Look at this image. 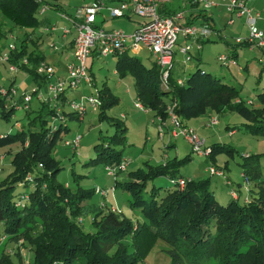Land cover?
<instances>
[{
    "label": "trees",
    "instance_id": "obj_1",
    "mask_svg": "<svg viewBox=\"0 0 264 264\" xmlns=\"http://www.w3.org/2000/svg\"><path fill=\"white\" fill-rule=\"evenodd\" d=\"M44 1L52 9L60 8L58 0ZM37 7L33 0H0V9L13 25L19 27L38 24ZM179 9L166 5L164 12L172 14ZM200 11L196 17L189 16L187 22L201 16L202 23H206L209 17H205L204 10ZM7 32L0 24V40ZM28 37L25 33L16 44L10 61L42 88L49 76L36 72L43 57L34 50L28 52ZM194 52L198 54L199 50ZM129 53L115 55L117 75L132 76L137 99L152 110L155 117L166 118L168 103L164 96H168L169 101H176L174 111L184 125L190 118L211 113L219 105H227L228 109L247 117V131L264 130V91L257 94L261 106L250 107L239 97L238 87L223 82L199 65L183 78L181 85L170 72L169 89L166 90L160 86L156 63L147 66ZM23 56L28 65L18 63ZM98 92L101 97L99 118L108 120L114 131L105 142L94 145L95 156L88 161L116 166L123 159L127 127L123 120L107 115V110L118 101L111 89L103 85ZM236 98L240 101L234 103ZM4 101L8 103L0 96L2 112L7 117L15 108L12 105L4 112ZM24 110L27 126L18 125L15 132L0 134V148L16 142L20 144L9 164L0 163L1 168L12 167L0 180V240H4L2 244L22 242L32 254L28 264H139L143 249L152 238H161L170 244L171 264H210L211 261L217 264H264V176L259 155L251 154L241 159L242 176L250 185V200L244 196L240 203V198H234L230 193L231 199L224 205L215 199L208 180L195 181L185 177L189 180L182 189L171 184L172 188L160 196V187L147 188L150 180L160 176L182 177L178 174L180 161L188 159L189 154L181 160L175 156L156 165L146 162L147 168L128 171L122 180L115 178L113 185L130 194V207L138 209L144 220L132 222L122 212L108 207L93 217L94 231H85L78 221L82 214L81 202L94 193V188L78 187L70 191L68 185L58 180L61 167L50 153L59 135L68 130L65 117L55 113L56 108L47 101L37 100L36 109L28 106ZM31 112H35L33 117L29 115ZM73 116L76 115L67 114L68 118ZM211 146L209 155L218 147ZM88 161L85 164H89ZM28 184L32 185L29 191L15 189L18 185ZM2 248L0 264H24L18 250L14 254L15 260L11 254H4Z\"/></svg>",
    "mask_w": 264,
    "mask_h": 264
},
{
    "label": "rangeland",
    "instance_id": "obj_2",
    "mask_svg": "<svg viewBox=\"0 0 264 264\" xmlns=\"http://www.w3.org/2000/svg\"><path fill=\"white\" fill-rule=\"evenodd\" d=\"M63 1L68 5L67 11L48 9L43 15H40L39 9L37 8L35 16L39 22L34 27H19L13 25L9 17L0 9V24L2 28L8 31L0 40V45H5L8 42H15L18 44L19 41L24 38L25 33L29 34L26 40L28 52L34 50L39 53L44 59L43 62L49 64L55 72L58 70L62 79L67 76V65L65 61L68 58L69 49L62 47L63 40H61L60 35H62V30L64 28H69L71 26V22L61 17V15L73 13L76 5L87 2L88 0ZM196 8L201 9L200 6ZM224 11L227 15L222 16L223 21L219 23V26L223 27L226 23L224 27L228 28L225 35L228 36L230 44H225L223 40L218 39L215 41H206L203 43L201 58L199 60L197 58L198 54L191 50V59L187 62H183L184 56L178 51V47L182 44L183 38L179 36L174 47L175 53L173 67L171 69L172 75L175 78L177 76L185 78L199 65V67L204 70L220 77L223 82L237 86L240 90L239 97L245 101L247 100L250 103L248 104L250 107H258L260 103L257 94L264 91V50L257 45H252L256 47L255 50L253 52H248L247 45L249 44H237L235 41L236 38L247 37L248 34L246 36L236 37L232 33H235L237 28H241L240 32L242 34H246L245 32L247 31L241 21L236 22L234 25H228L227 22H233V19L230 20V18L236 19V17H229L228 12L223 8V12ZM104 14L108 16L107 10H105ZM102 19V15H98L97 23L105 28H117L123 30L125 33H131L134 24H136L133 20H138L140 17L132 14L130 17L122 16L103 22ZM49 26H54L55 30L51 31ZM71 30L72 34H75L74 29L71 28ZM240 32L237 31L235 34H241ZM72 34H67V39L71 37ZM231 44L232 46L235 45V50L238 52L239 68L237 65L225 67L217 60L218 52L227 54L225 50L232 49ZM54 48H58V50ZM131 55L139 58L147 66L153 62L151 54L144 47L135 48L134 53L131 52ZM115 63L116 57L114 56H93L91 70L94 75L89 74L91 83L89 84L85 81H81L76 89H68L66 91V98L68 100L79 99L81 95L95 94L97 88L102 85L103 81L111 85L114 93L119 97V101L107 110V115L123 120L119 114L122 112L126 114L124 122L127 126V133L126 142L122 151V156L124 158L122 160L126 161V170L120 171L117 174H110L101 162L94 164L88 161L95 156L94 145L99 142H105L108 139L107 137L114 131V126L110 124L108 120L99 118L98 110L100 105L96 110L91 109L88 105L81 120L73 119L68 121V131L62 132L51 148V155L59 162L61 167L57 176L58 180L67 184L70 191H75L78 187L86 189L106 187L110 189V187L114 185L115 178L117 180H122L126 177L128 171H133L137 168H147L146 162L152 165L163 163L164 153L169 159L176 156L178 160H181V158L189 154L188 159L180 161L179 175L194 179L195 181L208 180L209 188L220 204L224 205L231 199L230 193L232 189L235 190L234 192L237 195L236 198H240V203H243L242 198L244 196H248L250 200V185L242 176L241 159L251 154L259 155V157H261L262 175L264 176V130L253 128L247 131V117L237 110L228 109L227 105H219L211 112V115L218 118V124L213 126L208 125L207 120L209 117L206 114L195 116L193 119L191 118L192 120L189 122L193 126V128H191L194 129L199 136L205 138L206 146L209 147L206 154L199 155L192 151L190 143L183 136L170 138L168 135L164 134L163 138L160 139L156 124H151L150 121L151 116H154L152 110L148 109L149 111L146 113L134 107V102H136L137 99L136 88L132 76L126 74L122 77H118L114 73ZM245 65L247 67H245ZM13 77L16 78L13 87L18 91L14 98H21V94L24 88H26V91L32 94V101L30 102L31 109H36V94L32 93V91L37 88V84L33 78L27 72L19 71L11 73L9 71V65L0 62V85L8 86ZM53 82H55L54 78L48 81V83ZM127 88L130 89L131 95L125 92ZM40 90L43 91L45 97H48V93L45 91L44 87ZM63 99L65 98L59 96L58 102H62ZM164 101L169 103V97L164 96ZM238 101L240 100L234 101V103ZM50 103L52 105L54 104L52 101ZM9 107L10 105L6 106L4 112H7ZM60 113L59 111V114ZM4 115L5 113L2 112V106L0 105V134L15 132L19 128L17 125L27 126L26 110L22 109L20 106L11 111L7 117H4ZM29 115L33 117L35 112H31ZM155 118L159 119L154 116V119ZM165 120L167 121V116L166 118H162V121ZM156 123L158 124V122ZM186 126L188 125L186 124ZM233 128L235 129L234 133L231 132ZM76 134L80 135V139L77 148L74 150L72 146L65 144L64 140L70 139ZM171 142L174 143V145L169 146ZM210 145L218 146L211 155H209L211 150ZM19 147L20 144L16 142L0 148V163L9 164L12 156L17 152ZM165 157L166 156H164V158ZM87 161L89 164H85ZM210 166L221 169L223 173L219 176L211 174L209 171ZM11 170L12 167L9 166L0 167V180L7 176ZM151 186L160 187L158 196L163 195L167 189L172 188L168 176H160L150 180L147 188L150 189ZM31 188L32 185L30 184L25 186L18 185L15 187L16 191H29ZM114 189L113 191H108L106 194H104L105 192H94L89 198L85 199L86 206L82 207L81 214V226L85 231H94L91 226L93 217L96 212L100 210L106 211L108 207L122 212L131 219L132 222L136 223V221L141 222L144 220L138 209L130 207V194L120 188ZM1 229L2 225L0 224V235ZM3 241L4 240H0V252L3 247L2 251L4 254H11L15 259L14 254L16 253L15 251L18 250L23 258V263L28 264V260L32 257V254L22 242L20 243L18 241L16 244L13 242L2 244ZM17 245L19 246L18 248ZM171 260L170 244L161 238H152L149 245L144 247L139 264H171ZM210 264H217V262L211 261Z\"/></svg>",
    "mask_w": 264,
    "mask_h": 264
},
{
    "label": "built area",
    "instance_id": "obj_3",
    "mask_svg": "<svg viewBox=\"0 0 264 264\" xmlns=\"http://www.w3.org/2000/svg\"><path fill=\"white\" fill-rule=\"evenodd\" d=\"M39 5V13L45 12L49 5L44 0H33ZM173 0H88L82 4L76 5L72 14H62L61 17L71 22L70 28H64L62 34L65 35L74 29L75 35L73 38L72 58L66 63L67 76L64 79L56 78L55 82L47 85L48 97L45 100L59 99L65 90L74 89L81 81L91 83V77L88 72V58L92 53L98 56H115L124 53L125 51L134 52L135 48H146L153 57L159 69L160 86L164 89H169V74L173 67L174 47L180 36L183 38L182 44L178 47V51L184 56V61L191 59L190 51L193 49L199 50L201 47L200 39L207 36L210 32L208 23L187 22V19L193 16L189 9L191 7L200 6L202 10L208 11L213 6L217 5V0H180L185 6L184 9L177 10L172 14L164 12L166 5ZM226 6V9L236 15H247L248 20V36L243 38H236L238 44L247 43L249 45H257L264 49V33L255 24V18L259 17V13L251 14V9L246 7L244 0H221ZM189 7V8H187ZM105 10L108 16L104 14ZM137 15L141 18L137 22L135 28L131 33H125L117 28H105L97 23V16L102 15V22L112 18L122 16ZM231 22V21H230ZM51 31L55 30L54 26L49 28ZM16 45L14 42L7 43V49L2 51L0 49V61H9L11 54L15 51ZM222 65L228 66L235 63L234 59L225 54L218 56ZM21 63L26 64L27 59L22 58ZM9 69L17 71L19 66L15 63H10ZM37 73L47 74L49 77L54 76L53 68L44 62L36 68ZM177 84L183 83L182 79H177ZM38 95L39 99H43L39 88L33 89L32 93ZM13 88L6 89L0 87V96L4 100L10 101L15 94ZM23 101L25 107L32 99L30 92L23 93ZM49 98V99H48ZM87 102L93 110H96L100 105L99 98L94 95L86 97ZM249 103V102H247ZM55 105V104H54ZM135 106L141 110H146L141 102H135ZM176 101L172 100L167 104L166 115L167 121H162L158 116L159 124L157 126L158 136L163 138L164 134L170 138L183 136L191 145L192 151L199 155L206 154L209 147L206 146L205 138L199 136L194 129L183 124L180 117L174 111ZM69 107L71 111L82 119L85 113L86 106L82 101H70ZM59 108L56 110L59 115ZM63 118L62 116H60ZM59 118V117H58ZM208 125L217 124L216 117H211L207 123ZM80 135L76 134L73 138L65 143L72 146L74 149L79 144ZM126 168V161L122 160L116 166H105V169L110 174H116L117 171H123ZM209 171L213 175H221L222 170L214 166L209 167ZM31 179L30 175L27 176ZM189 179L185 177H169V182L182 189ZM110 190H114L111 187ZM96 192L106 194L108 190L95 188ZM235 190L232 189L231 195L236 198ZM101 194V193H100ZM115 210V209H113ZM82 221L81 218L78 219ZM5 236L2 237L4 239Z\"/></svg>",
    "mask_w": 264,
    "mask_h": 264
},
{
    "label": "crops",
    "instance_id": "obj_4",
    "mask_svg": "<svg viewBox=\"0 0 264 264\" xmlns=\"http://www.w3.org/2000/svg\"><path fill=\"white\" fill-rule=\"evenodd\" d=\"M35 2V1H34ZM45 2V1H44ZM36 3V2H35ZM46 3V2H45ZM58 3H59V5H60V8L59 9H57V11H67V9H68V5L66 4V2L65 1H63V0H58ZM37 4V3H36ZM48 4V3H47ZM244 4L246 5V7H249L250 9H251V14L252 15H254L255 14V12H258L259 13V17H257V18H255V24H256V26L259 28V29H261V30H263L264 29V0H244ZM37 8L39 9V5L37 4ZM168 7H170L171 9L172 8H179L180 7V9L182 8V9H184L185 8V6L182 4V1H180V0H173L171 3H169L168 4ZM196 7H198V6H196ZM195 6L194 7H191L190 6V8L189 7H187V8H189V9H191L190 11L192 12V13H194L193 14V16H195L196 17V15L197 14H199L201 11V9L199 8H196ZM223 8L224 9H226V6L224 5V3L223 2H221V0H217V5H215V6H213L210 10H208V11H204L205 13H206V15H205V17H209L208 18V21L206 22V23H208V25H209V27H210V32H209V34L207 35V36H205V37H203V38H201L200 39V43H201V47H200V49H199V52H198V56H199V59L201 58V50L203 49V43L204 42H206V41H215V40H223L224 42H225V44H230V42L228 41V36L227 35H225V33H226V30H227V28L228 27H224V26H226V23H225V25L223 26V27H221V26H219V23H221L223 20V17L222 16H224V15H227V13H225V11L223 12ZM48 9H52V8H50V6H49V8ZM47 9V10H48ZM179 9V10H180ZM181 9V10H182ZM52 10H55V9H52ZM226 11L228 12V16L229 17H232V16H235L236 17V19H234V18H230V20L231 19H233V22L231 23V22H227L228 23V25L230 24V25H234L236 22H239V21H241L242 22V24L244 25V27H245V30L247 31V32H245L246 34H242L241 32H240V29L241 28H237V31L238 32H240L241 34H235V33H232L234 36H246L247 34H248V20H247V15L244 13V14H242V15H236L235 13H232V12H230V11H228L227 9H226ZM46 12V11H45ZM45 12H43V13H39L40 15H43ZM72 14V13H71ZM204 14V13H203ZM141 20V18L140 19H138V20H133V21H135L136 22V24H137V22L138 21H140ZM203 21V19H201V16H198L196 19H194L193 20V22H198V23H201L202 21ZM219 21V22H218ZM229 21V20H228ZM136 24H134V28H135V26H136ZM218 25V26H217ZM49 27H51V26H49ZM70 28V27H69ZM133 28V29H134ZM54 31V30H53ZM263 33H264V30H263ZM67 34H72V30L69 32V33H67ZM67 34H65V35H60V37H61V40H63V45H62V47H64V48H68L69 49V54H68V58L66 59V61H65V64L69 61V60H71V58H72V47H73V38H74V35L75 34H72L71 35V37H69L68 39H67ZM14 44L16 45V43L14 42ZM238 44V43H237ZM231 46H232V44H231ZM248 46V49H247V51L248 52H253L254 50H255V48L256 47H253L252 45H247ZM17 47V46H16ZM232 49H230V50H225L226 52H227V54H225V55H227L228 57H231L232 59H234V62L235 63H233V64H230V65H228V66H225V67H229V66H231V65H237V67L239 68L240 66H239V63H238V58H239V55H238V52L235 50V45H233L232 47H231ZM0 49L2 50V51H5L6 49H7V44H5V45H0ZM54 49H56V48H54ZM56 50H58V48L56 49ZM264 50V49H263ZM15 51H16V49H15ZM14 51V52H15ZM193 51H196V49H193ZM13 52V53H14ZM12 53V54H13ZM132 53H134V52H132ZM195 53V52H194ZM12 54H11V56H12ZM129 54H131V52L129 53ZM221 54H223V52H218V54H217V60L219 61V59H218V56L219 55H221ZM93 56H96V57H98V55L96 54V53H92L90 56H89V58H88V72H89V74L90 75H94V73L92 72V70H91V67H92V61H93ZM108 57V56H107ZM114 57H116V56H114ZM22 58H25L26 59V57L25 56H23ZM22 58H20L19 59V64L21 63L20 62V60L22 59ZM153 58V57H152ZM198 59V60H199ZM44 60V59H43ZM43 60L41 61V62H43ZM1 63H3V64H5V63H7L8 65H9V67H10V63H13V62H11L10 60L9 61H6V62H4V61H0ZM183 62H186V61H184V59H183ZM220 62V61H219ZM45 63V62H44ZM153 63H155V61H154V59H153V62L150 64V65H152ZM16 64V63H15ZM47 64V63H46ZM220 64H221V62H220ZM24 65H28V60H27V63L26 64H24ZM47 65H49V64H47ZM149 65V66H150ZM222 65V64H221ZM224 66V65H223ZM245 67H247L246 65H245ZM9 71L11 72V73H13V72H21L22 71V69L19 67V69L17 70V71H11L10 69H9ZM53 71H54V69H53ZM22 72H25V71H22ZM114 73L117 75V72H116V70H115V68H114ZM54 76H51V78H54L55 80H56V78H61V76H60V74L58 73V70H56V72L54 71V74H53ZM118 76V75H117ZM119 77V76H118ZM50 77L48 78V81L51 79ZM177 79H182L183 80V78H181L180 76H177L176 77ZM15 77H13L11 80H10V83H9V85L8 86H1L0 85V87H4V88H6V89H9V88H13L14 90H15V94L11 97V99H10V101H8V103L7 102H5L4 101V105H5V107L6 106H8V105H10V106H14V108L15 109H17L19 106L22 108V109H25L26 107H25V103H24V101H23V93L24 92H27L26 90V88H24V91H23V93L21 94V98L20 97H17V98H14L16 95H17V90H16V88L15 87H13V83L15 82ZM62 79V78H61ZM48 81H47V83H46V85H45V87H44V89H45V91L47 92V85L49 84L48 83ZM231 84V83H230ZM22 85V84H21ZM103 85H107L110 89H111V91L113 92V94L117 97V99H118V101H119V97L114 93V91H113V88L111 87V85L110 84H108V82H106V81H103L102 82V85L99 87V88H97V90H96V93L95 94H90V95H94L95 97H97V98H99V100H100V103H101V97H100V95H99V92H98V90H100L101 89V87L103 86ZM234 85V84H233ZM38 87V86H37ZM78 87V86H77ZM76 87V88H77ZM237 87V86H236ZM76 88H74V89H76ZM41 88H39V90H40ZM68 90V89H67ZM67 90H65V92L60 96L61 98H65V99H63L62 100V102H58V100L59 99H57V100H54V99H50V100H45L46 98H45V94L43 93V91H41L40 90V92H41V95H42V97H43V99H39L38 98V95H36V99L37 100H39V101H47V102H49V104L50 105H52L50 102L52 101L54 104L52 105V106H54V108H59L58 110L61 112L60 114H62V116H64L65 117V119H66V121H67V123H68V121L69 120H73V119H76V120H81V119H78L76 116L74 117H72V118H68L67 117V114H70V113H73L72 111H71V109H70V107H69V102L70 101H72V100H74V101H82L84 104H85V106L87 107L88 105H89V103L87 102V99H86V97L87 96H89V95H81L80 96V98L79 99H67L66 98V91ZM125 92H127V94H130L131 95V92H130V89L129 88H127L126 89V91ZM19 98V99H18ZM130 98V97H129ZM49 99V98H48ZM136 99H137V96H136ZM130 100H131V98H130ZM138 100V99H137ZM237 100H239L238 98H236V99H234V101H237ZM31 101H32V99H31ZM30 101V102H31ZM118 101H117V103H118ZM139 101V100H138ZM30 102L29 103H27V107L28 106H30ZM140 102V101H139ZM248 101L246 100L245 101V103L248 105V104H250V103H247ZM6 104H8V105H6ZM90 106V105H89ZM261 106V105H260ZM260 106H258V107H260ZM134 107L135 108H137L136 106H135V102H134ZM90 108H91V106H90ZM92 109V108H91ZM137 109H139V108H137ZM139 110H141V109H139ZM143 112H146V113H148V108L146 109V110H142ZM85 112H86V110H85ZM55 113H58V112H56L55 111ZM74 114V113H73ZM206 115H208V120H207V123H208V121H209V119L211 118V117H216V116H214V115H211V113H209V112H206L205 113ZM205 114H202V115H205ZM75 115V114H74ZM120 116H121V118H123V122H124V119H126V114H124L123 112L122 113H120L119 114ZM193 119V118H192ZM191 118L190 119H188V120H186V121H184V123H185V125L187 124L188 126H190V127H192L193 128V126L189 123L191 120H192ZM216 119H217V124H218V118L216 117ZM150 121H151V124L153 123H155L156 124V126H158V124H159V121L155 118L154 119V116H151V119H150ZM150 121H149V123H150ZM188 121V122H187ZM156 122H158V124L156 123ZM192 122H194V121H192ZM146 123V122H145ZM148 123V124H149ZM124 124H125V122H124ZM207 125V124H206ZM216 125V124H215ZM18 126V125H17ZM144 126H145V124H144ZM127 127V126H126ZM69 128V127H68ZM145 129H148V128H145ZM68 131V130H67ZM67 131H63V132H67ZM231 132L232 133H234L235 132V129L233 128L232 130H231ZM127 133V132H126ZM157 133H158V131H157ZM172 145H174V143H170L169 144V146H172ZM164 156H166L167 158H164ZM2 158V157H1ZM124 159V158H123ZM163 159H164V162H165V160L166 159H168V156L164 153V155H163ZM126 160H128V159H126ZM67 185V184H66ZM112 187V186H111ZM110 187V188H111ZM114 187V186H113ZM95 188L96 187H94V192L95 193H97L96 191H95ZM99 188H101V189H106V190H108V191H113V190H110L109 188H106V187H99ZM115 190V189H114ZM81 205H82V207H85L86 206V204H85V200L81 203ZM120 212V211H119ZM82 219V218H81Z\"/></svg>",
    "mask_w": 264,
    "mask_h": 264
}]
</instances>
